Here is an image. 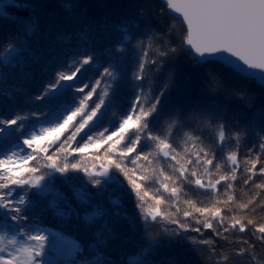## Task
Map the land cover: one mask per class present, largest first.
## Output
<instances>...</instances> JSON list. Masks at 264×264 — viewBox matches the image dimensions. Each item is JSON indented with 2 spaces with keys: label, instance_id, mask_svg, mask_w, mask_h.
<instances>
[{
  "label": "snow or ice",
  "instance_id": "obj_1",
  "mask_svg": "<svg viewBox=\"0 0 264 264\" xmlns=\"http://www.w3.org/2000/svg\"><path fill=\"white\" fill-rule=\"evenodd\" d=\"M44 7L32 0H0V18L17 26L7 47L0 42V85L16 80L23 71L30 51L27 37L36 31ZM169 13L181 23L179 41L173 25L157 27L154 15L144 8L120 24L81 12L72 17L79 29L68 34L69 40L77 41L78 50L65 53L68 60L53 69L35 96L43 108L9 115L0 101V264H114L107 250L113 228L103 219L107 209L97 203L113 184L127 190L136 208L134 218L123 217L140 231L139 254L130 256L127 264H152L148 257L165 244L195 248L213 243L203 238L202 228L212 229L225 241L224 252L211 250L219 257L216 264H232L234 258L264 264L255 251L257 240L264 244V215H255L264 212V195L238 200L229 194L237 180L241 144L254 137L264 154V102L258 104L255 93L229 89L226 84L230 76L245 80L259 76L258 85L264 89V0H164L156 14ZM114 33L122 35L97 51L100 38L111 41ZM101 56L107 60L102 68ZM180 56L210 69L196 102L169 107L175 73L146 99L147 74L159 72ZM88 66L100 68L92 81L84 79ZM122 84L136 93L130 107L117 117L114 127L109 124L94 137L92 129L104 119L107 104L117 98ZM0 97L8 100L11 94L0 90ZM227 100L240 106L235 118L225 111ZM205 127L218 129L214 140L204 137ZM189 143L191 149L185 146ZM229 143L235 150L227 152L226 160L233 167L221 173L213 161ZM248 151L243 183L264 189V183L254 181L257 175L264 176V163L260 155L251 156L252 148ZM85 158L89 164L83 162ZM156 159L166 161L172 170V175H163L164 191H169L170 181L180 185L171 187V196L188 187L199 190L198 195L208 194L209 204L199 207L189 200L190 210L162 213L164 199L153 195L154 204L146 207L145 169ZM17 164L23 166H12ZM76 173L86 184L75 185ZM57 179L71 188L75 204L55 186ZM49 196L48 208L64 222L63 227L44 224L42 212L35 211L39 201ZM73 220L83 224L81 231L73 233L68 227ZM94 223L101 226L91 227ZM235 231L251 233V242L229 241Z\"/></svg>",
  "mask_w": 264,
  "mask_h": 264
},
{
  "label": "trees",
  "instance_id": "obj_2",
  "mask_svg": "<svg viewBox=\"0 0 264 264\" xmlns=\"http://www.w3.org/2000/svg\"><path fill=\"white\" fill-rule=\"evenodd\" d=\"M32 2L46 7L42 9L40 23L36 31L27 37L30 51L25 57V67L22 72L18 73L16 80H9L8 83L0 85V90L11 94V98L8 100L0 97V101L3 102L9 115L13 112L29 114L32 111H40L43 108L42 102L36 101L35 96L39 94L45 83L50 79L53 69L58 64H63L68 60V56L65 53L71 49L78 50L77 41L74 38L69 40L68 34L79 29V25L72 21V17L81 12L87 13L90 18L97 20L107 18L115 24H120L124 20L134 18L137 11L144 8L154 15V23L157 27L167 29L169 25H173L176 28V41H179L183 35L181 31L182 26L178 20L172 19L170 14L164 16L156 14L163 5L161 0H32ZM69 4L73 5V7H65V5ZM78 4L80 7H77ZM10 11L15 12L14 9H10ZM16 27L12 20L0 18V42H3V47H7V41L11 38V34L16 31ZM120 35L122 34L114 33L111 41L100 38L96 46L97 51H102L109 42H115ZM17 43H19V40H17ZM106 62V58L101 56L99 58L100 68ZM100 68L88 66V71L85 73L84 79L92 81L97 78ZM209 71L210 69L207 67L193 65L187 56H180L176 59L175 63L165 65L159 72L147 74L144 90L145 98L150 99L160 84L167 80L171 73H175L174 79L176 86L171 89L169 107L176 104H194L203 90L206 73ZM226 84L229 89L244 88L255 93L258 104L264 102V89H261L254 79L245 80L240 77L230 76ZM101 86L103 87V84ZM135 94V91L130 85L122 84L117 93V98L107 104L104 119L92 129L90 134L95 137L100 131L104 130L105 126L111 124L114 127L117 117L128 110ZM221 98L223 99V96ZM226 105L225 111L228 113L229 118H235V115L241 110L238 102L235 100H227ZM203 135L209 141L214 140L218 135V129L205 127ZM185 146L191 149L190 143ZM249 148L253 149L251 156L255 157L256 155H260L261 162L264 163V154L259 152L258 143L254 137L249 138L247 142L241 144L237 157V180L232 182L233 191L229 193H234L238 200L240 198L247 199L255 193L264 195V189H258L254 186L250 189L243 183L245 176L248 175L244 172L245 167L248 166L244 161L249 159ZM233 150H235L233 144L229 143L223 152H218L216 159H214L213 164L220 166L221 173L228 172L233 167L226 160L227 152ZM88 151L92 152L94 149H89ZM177 151H181V149H177ZM83 162L89 164L90 160L85 158ZM21 166L23 165L17 164L13 167ZM210 170L215 172V167H212ZM145 171L149 176V180L145 182V190L149 193V197H146V207L149 204H154V201L150 199L153 195L163 197L164 203L160 206L162 213L179 214L184 210H190L189 205L186 203L189 200L193 201L199 207L209 204L210 196L208 194L200 193L198 195L199 190L189 191L188 187H184L183 193H179L177 196H171V187L177 186L179 188L180 185H173L170 181L168 182L169 191H164L161 183L163 175H172V170L166 161L156 159ZM258 172L259 165L257 166ZM75 175L79 177L75 181L76 186L86 184V179L82 174L76 173ZM254 181L255 184L264 183V176L257 175L254 177ZM55 186L67 196L69 201L73 204L76 203L72 190L67 184L57 179ZM224 190V187L221 186L219 195V199L221 200L226 198L224 196ZM51 199L52 197L49 196L40 200L39 207L35 211L37 214L42 212L41 219L44 224L63 227L65 226L64 222L55 216L53 209L48 208V203ZM113 200L119 201V204L113 205L111 203ZM97 203L107 209V215L103 219H107L109 225L113 228V236L109 239L107 246L110 259L114 264H127L128 258L133 255H138L140 251L139 229L134 230L128 221L123 218L125 215L132 218L135 217L136 208L133 205L132 198L125 188L118 184H113L109 187L108 191L98 198ZM255 215L258 218L264 215V212L258 211ZM199 218L203 219V217ZM212 223L217 231L222 232L220 225L215 221H212ZM100 226L99 223H94L91 227L99 228ZM193 226H195L194 222ZM68 227L75 233L83 229V224H76L73 220L72 224L68 225ZM201 231L203 238L213 241V243L197 245L195 248L188 245L169 247L165 244L148 258L151 259L152 264H216L219 257L212 256L211 250L214 248L217 253L224 252L225 241L222 237L216 236L212 229L202 228ZM192 235L196 236L198 234L193 233ZM242 239H249L251 242V233H239L235 231L234 234H229V241L239 242ZM228 251H231V249H228ZM255 251L257 253V259L264 260V244L259 240L256 241ZM232 264H248V262L240 258H234Z\"/></svg>",
  "mask_w": 264,
  "mask_h": 264
},
{
  "label": "water",
  "instance_id": "obj_3",
  "mask_svg": "<svg viewBox=\"0 0 264 264\" xmlns=\"http://www.w3.org/2000/svg\"><path fill=\"white\" fill-rule=\"evenodd\" d=\"M162 3H164V0H161ZM170 14V13H169ZM171 15V14H170ZM257 83H258V80H259V76L256 77V79H254Z\"/></svg>",
  "mask_w": 264,
  "mask_h": 264
}]
</instances>
